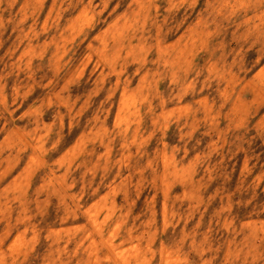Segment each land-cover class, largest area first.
Here are the masks:
<instances>
[{"label":"rangeland","instance_id":"obj_1","mask_svg":"<svg viewBox=\"0 0 264 264\" xmlns=\"http://www.w3.org/2000/svg\"><path fill=\"white\" fill-rule=\"evenodd\" d=\"M0 264H264V0H0Z\"/></svg>","mask_w":264,"mask_h":264}]
</instances>
